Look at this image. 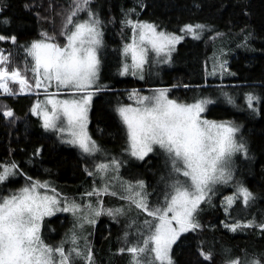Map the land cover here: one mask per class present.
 Listing matches in <instances>:
<instances>
[{"label": "snow or ice", "instance_id": "6c2138e0", "mask_svg": "<svg viewBox=\"0 0 264 264\" xmlns=\"http://www.w3.org/2000/svg\"><path fill=\"white\" fill-rule=\"evenodd\" d=\"M138 6L145 7L143 0ZM134 13L136 8L128 9L121 21L131 31L130 40L122 49L125 62L121 75L139 73V79L143 80L149 53L157 64L170 62L184 35L133 18ZM58 15L61 17L58 30L41 32L24 45H18L15 34H0V42L10 41L26 53L22 68L10 67L11 53L5 55L0 49V91L5 95L28 92L39 96L42 90L44 100L37 99L31 108V113L41 118L42 127L58 133L64 143L78 147L86 156L99 160L97 154L103 150L92 139L87 126L93 96L107 88L98 83L100 50L104 46L103 21L92 7V0H69L67 8ZM208 28L206 24L188 23L180 32L200 39ZM226 64L227 61L214 63L211 74H215L217 66L226 70ZM10 83L19 86L18 92ZM53 87L55 91H51ZM170 91L156 88L150 95H141L134 89L129 99L135 100V106L121 104L115 109L125 126V151L130 157L145 161L157 149L164 157L167 178L161 177L164 189L155 201L149 200L148 185L143 179L128 181L120 177L122 161L115 157L106 162L94 161L91 169L85 168L87 175L99 178L100 185L94 179L93 186L81 194V202L61 197L47 181L27 177L22 187L0 194V264H95L91 242L83 234L85 225L94 226L102 214L117 219L132 208L138 215L127 220L118 253L129 254V264H177L174 245L178 241L183 243L181 237L187 239L185 234L203 228L198 219L201 205L211 203L218 185L235 187L233 195L223 201L226 215H230L237 199L246 207L255 201V194L235 180L233 157L237 153L248 157L246 143L237 139L240 126L232 121L204 118L202 114L211 100L180 102L169 97ZM225 97L226 102L234 103L231 96ZM245 98L247 107L257 112L255 104L261 98L252 92ZM2 115L14 118L13 110L7 106ZM40 151L38 148L35 154ZM17 174L18 165L14 161L0 164V185ZM109 195L125 201L126 207L105 208L103 197ZM57 212L71 213L75 223L63 239L53 244L45 241L42 228L45 218ZM224 226L231 232L254 227L264 231V220L257 222L252 218L245 223L235 220ZM198 254L203 258L202 264H212L214 254L210 249L200 247ZM222 264H241V260L226 249ZM243 264H264V261L253 256L245 258Z\"/></svg>", "mask_w": 264, "mask_h": 264}, {"label": "trees", "instance_id": "16d2710c", "mask_svg": "<svg viewBox=\"0 0 264 264\" xmlns=\"http://www.w3.org/2000/svg\"><path fill=\"white\" fill-rule=\"evenodd\" d=\"M68 3L69 0H2L0 34H15L18 45H24L41 32L52 33L60 28L58 13L67 8ZM139 3L140 0H92V7L101 14L107 29L105 39L110 40V33L117 35L121 30L123 34L130 31L121 21L131 8H136L133 17L156 23L162 30L179 35L189 36L180 32L188 23L209 26L201 35L204 45L198 48L199 57L194 54L191 57L194 60H190V66L199 69L201 78L189 77L187 69L182 67L174 70L173 79L158 86H178L170 92L183 101L207 98L212 101L206 110L209 118L242 124L237 137L247 142L248 157L240 154L237 159L235 180L256 196L248 207L237 199L230 215H226L223 201L233 195L235 187L233 184L220 185L211 203L201 205L198 219L203 228L185 234L187 239L181 237L183 243L178 241L173 247L174 259L177 264H202L198 250L203 247L213 252L212 264H222L226 249L231 250L232 257H239L241 264L245 258L253 256L264 261V231L254 227L231 232L224 226L235 220L242 223L252 218L257 222L264 220V0H143V9ZM4 20L9 22L4 23ZM216 36L218 38L213 39ZM58 39L63 42L59 36ZM219 39L221 44L230 40L231 51L219 59L220 62L227 61L226 70L221 71L218 67L216 75L211 76L208 67L215 57L211 48L215 47L210 44L216 41L215 46H218ZM0 49L5 55L11 53L10 67H23L26 53L22 48L5 41L0 42ZM140 86V82L134 80L120 81L101 91L94 102L90 129L96 139L104 142V148L116 156L124 155L127 147L125 127L109 101L117 95L122 96L128 88ZM249 92L261 98L255 104L257 112L247 107L245 96ZM225 94L231 96L234 103L226 102ZM35 96L5 95L0 91V164L14 161L18 165L17 178L7 182L0 194L20 188L27 182V177H32L48 181L61 196L79 198L93 186V177L85 171L88 159L79 149L60 143L42 127L40 119L31 113ZM4 106L13 110L14 118L2 115ZM38 148L41 151L37 155ZM124 157L127 159L126 155ZM130 169L136 173V178L146 182L149 193L159 195L164 189L161 177L167 178V169L158 149L145 161L132 163ZM109 198L110 195L106 196V200ZM115 202L126 204L120 199ZM137 215L133 208L117 219L106 214L101 216L89 238L95 264H129V254H120L117 250L122 246L127 220ZM73 224L71 216L66 214L45 218L43 238L55 244L64 238Z\"/></svg>", "mask_w": 264, "mask_h": 264}, {"label": "rangeland", "instance_id": "374dc122", "mask_svg": "<svg viewBox=\"0 0 264 264\" xmlns=\"http://www.w3.org/2000/svg\"><path fill=\"white\" fill-rule=\"evenodd\" d=\"M83 16V14H81ZM100 19L103 21L101 14H98ZM136 18V17H133ZM141 20V19H140ZM146 21V20H145ZM149 22V21H148ZM130 30V29H129ZM107 29L104 26V21H103V40H104V46L103 48H101L100 50V58H101V67H100V74H99V81L98 83L100 85H106L107 87L114 86L117 83H119L120 81H125V80H134L135 82H140L141 86L140 87H136V88H128V90L126 89L125 92L122 93V96L117 95L115 97H112V101L110 100L109 102H112V104L114 105V109H116L119 105L121 104H132L133 106H135V100L134 99H129V93L132 90H138L140 92L141 95H150L151 94V90L152 89H156V88H178V86L175 85V87L171 86H158L162 83H167L169 82L171 79L174 78L173 76V72L174 70H181L182 67H185L188 71L189 77L193 78V79H200V73L199 69L195 70L193 67L190 66V60H194V54L197 55L199 57L200 52H199V46H203L204 44L202 43V37L200 39H193V37L191 35L189 36H184V39L176 45V50L172 53V57H171V61L168 63H155L152 60V53H149V64L145 65L144 67V79L141 80L139 79V73L135 76L128 74V75H121V70H122V65L125 62V57L122 55V49L125 43L129 42L130 40V36H131V31H129L128 33L123 34L122 30L119 32V34L114 35L113 33L111 34L110 40L109 39H105L106 38V33ZM179 35V34H178ZM218 38V36H216L213 39ZM220 43L218 46H215V42H212L210 44V46L213 45V47H215L214 49L211 48V51L215 53V57L213 58V62H211L210 66L208 67L209 69V73L211 76H215L217 72H215V74H211L212 72V68L214 63H217L218 61L220 62L219 59H221L222 57H224L225 54H228L231 51V46H229L232 42L230 40L227 41V43L221 44V39L218 40ZM199 48V49H198ZM219 53V54H218ZM222 54V56H221ZM25 58H26V54ZM24 58V60H25ZM30 60V58H28ZM128 63H131L130 59H128L127 61ZM218 68V66H217ZM217 71V70H216ZM31 74H29L30 77ZM10 87L13 88L14 91L18 92V85L10 83ZM122 90V89H121ZM51 91H55V88L53 87L51 89ZM104 91V90H102ZM101 91L96 92V94L93 96L92 99V103H91V108L89 111V123L87 126V131L90 134V136L92 137V139H94L97 144L101 147V149L103 150L102 154H97V156L99 157V160H97V157H88L85 154H83L82 152L80 154H82L83 156H85L88 159V164H87V168L91 169L93 167V162H106L108 158L111 157H115L119 160L122 161L121 167L119 169V175L120 177H122L124 180H128V181H135L137 177L136 173L134 171H132L130 169V166L132 163L137 162L138 160H136L133 157H130L128 155V153L125 151L123 152L124 155H115V154H111L109 153V151L104 148V142L99 141L98 139H96L90 129V125H91V115H92V109L94 107V102L96 100L97 97H99ZM19 94V93H18ZM24 94H35V93H24ZM176 95V94H175ZM169 97L170 98H175L180 102H186V103H192L194 102V100H189V101H183L181 99H178V97L173 96L171 92H169ZM37 99H40L41 101L44 100V95H43V91L41 90V93L39 96H35L34 97V103L36 102ZM33 106V105H32ZM207 110V108H206ZM117 113V112H116ZM207 111H205V113H203V117L209 120H215V119H211L206 115ZM118 115V114H117ZM35 117L39 118L42 124V120L39 116L34 115ZM216 121H220V120H216ZM227 121H231V120H227ZM234 122V121H232ZM236 125L242 126V124H238L236 122H234ZM125 127V126H124ZM49 133H51L52 135H54L58 141L60 143H64L61 139V136L58 133L52 132V131H48ZM66 135V134H65ZM237 139H239L237 137ZM243 141L246 143L247 142L243 139ZM64 144H68V143H64ZM69 146L75 147L77 149H79L76 146H73L71 144H68ZM80 150V149H79ZM81 151V150H80ZM126 155L127 159L124 157ZM150 155V154H149ZM240 157V153H237L234 157H233V163H234V171H235V176H236V165H237V159ZM140 162V161H139ZM17 178V176L15 177H10L8 181H6L4 184L0 185V190H4V186L6 185L7 182H9L12 179ZM92 179L96 180V185L99 186L100 185V180L98 177H93ZM33 180H37V179H33ZM43 181V180H41ZM48 182V181H47ZM220 185L217 186V189L219 188ZM22 187V186H21ZM9 188V187H7ZM6 189V188H5ZM116 190L119 192V186H117ZM217 191V190H216ZM215 191V193H216ZM51 194V193H50ZM6 195V194H4ZM61 196V195H60ZM61 197H66V196H61ZM157 195H153L152 193H150L149 196V200L150 201H155ZM81 195L79 196V198H71L69 200H73L75 199L77 202H81ZM119 198L118 197H113L110 196V198L108 200H106V196L103 197V201H104V207L105 208H118L121 206H125L126 204H119L115 201H117ZM224 199V198H223ZM121 200V199H120ZM93 202H95V198H93ZM133 209V208H132ZM131 209V210H132ZM57 214H66L71 216V219H73V222L75 223L74 217L71 213H67V212H57L55 215L51 216V217H46V218H53L55 217ZM104 214H102L101 216H103ZM101 216H99L97 218V222L94 226L91 225H85V230H84V235L88 236V239L90 238L91 235H89V233L93 234L94 231L93 229L96 227V225L99 223L100 219L102 218ZM45 221V220H44ZM43 231V228H42ZM42 236H43V232H42ZM60 241V240H59ZM58 241V242H59Z\"/></svg>", "mask_w": 264, "mask_h": 264}]
</instances>
